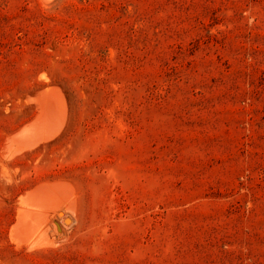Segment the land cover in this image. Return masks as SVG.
Wrapping results in <instances>:
<instances>
[{
	"label": "rangeland",
	"instance_id": "obj_1",
	"mask_svg": "<svg viewBox=\"0 0 264 264\" xmlns=\"http://www.w3.org/2000/svg\"><path fill=\"white\" fill-rule=\"evenodd\" d=\"M0 264H264V0H0Z\"/></svg>",
	"mask_w": 264,
	"mask_h": 264
},
{
	"label": "bare ground",
	"instance_id": "obj_2",
	"mask_svg": "<svg viewBox=\"0 0 264 264\" xmlns=\"http://www.w3.org/2000/svg\"><path fill=\"white\" fill-rule=\"evenodd\" d=\"M50 133V132H49ZM44 192V191H43ZM46 195L48 196L50 193H51V189L49 188V189H46ZM70 205V204H69ZM31 209V208H30ZM22 210V209H21ZM77 210V209H76ZM33 212V211H32ZM35 212V211H34ZM72 212V211H71ZM29 214V213H28ZM32 215H34V214H32ZM69 217V216H68ZM71 223V222H70ZM67 225V224H66ZM71 225V224H70ZM67 228V227H66Z\"/></svg>",
	"mask_w": 264,
	"mask_h": 264
},
{
	"label": "water",
	"instance_id": "obj_3",
	"mask_svg": "<svg viewBox=\"0 0 264 264\" xmlns=\"http://www.w3.org/2000/svg\"><path fill=\"white\" fill-rule=\"evenodd\" d=\"M59 231H61V230H60V226H59Z\"/></svg>",
	"mask_w": 264,
	"mask_h": 264
}]
</instances>
